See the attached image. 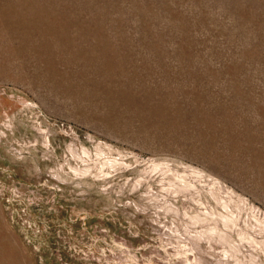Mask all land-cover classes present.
Listing matches in <instances>:
<instances>
[{"label":"rangeland","instance_id":"1","mask_svg":"<svg viewBox=\"0 0 264 264\" xmlns=\"http://www.w3.org/2000/svg\"><path fill=\"white\" fill-rule=\"evenodd\" d=\"M0 264H264V0H0Z\"/></svg>","mask_w":264,"mask_h":264}]
</instances>
